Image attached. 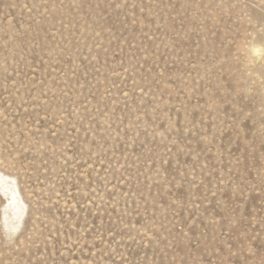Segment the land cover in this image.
I'll return each mask as SVG.
<instances>
[{
	"label": "rangeland",
	"instance_id": "rangeland-1",
	"mask_svg": "<svg viewBox=\"0 0 264 264\" xmlns=\"http://www.w3.org/2000/svg\"><path fill=\"white\" fill-rule=\"evenodd\" d=\"M0 177V264H264V0H0Z\"/></svg>",
	"mask_w": 264,
	"mask_h": 264
},
{
	"label": "bare ground",
	"instance_id": "bare-ground-1",
	"mask_svg": "<svg viewBox=\"0 0 264 264\" xmlns=\"http://www.w3.org/2000/svg\"><path fill=\"white\" fill-rule=\"evenodd\" d=\"M0 178H1V177H0ZM3 181H4V179H3ZM5 182H6V181H5ZM9 195L12 197V198H11L12 202H14L16 199H15V197L13 196V194L10 193ZM19 204H21V203H19ZM19 204H12V205H11V211H12V212H18V214H21L22 212H21V213H19V212H20V211H23V210H21V208L24 207V206H22L23 204H22V205H19ZM19 206H22V207L20 208ZM18 214H17V215H18ZM21 215H22V214H21ZM22 216H23V215H22ZM16 220H17V219H16ZM19 221H20V220H19Z\"/></svg>",
	"mask_w": 264,
	"mask_h": 264
}]
</instances>
